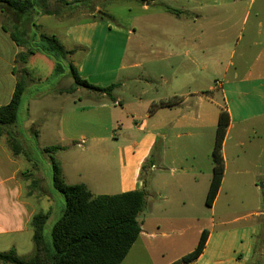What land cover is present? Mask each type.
Instances as JSON below:
<instances>
[{"label": "crops", "instance_id": "0c3cea01", "mask_svg": "<svg viewBox=\"0 0 264 264\" xmlns=\"http://www.w3.org/2000/svg\"><path fill=\"white\" fill-rule=\"evenodd\" d=\"M157 1L145 0L141 9L147 10ZM185 1L189 6L194 2L195 8L183 6L175 9L180 11L179 15L169 13L174 22H180L179 46L186 48L183 55L177 54L176 48L172 53L171 46L168 51L147 47L137 37V28H133L131 20H128L126 32L109 28L107 34L105 23L74 21L67 24L60 38L62 42L57 38L67 50L87 48L77 69L79 77L85 81L95 77L96 65L101 59H108L113 49L118 55L113 74L102 71L99 80H91L93 85L103 87L117 84L112 92L114 101L89 92L83 97L75 96V152L79 153H75V184H84L93 195L122 194L145 187L146 205L137 217L141 231L121 264H150V261L161 264L165 257L163 264H172L195 248L208 223L214 224L215 218L208 222L203 209L212 177L211 155L221 109L229 115L221 148L224 174L210 208H214L222 194L224 201L230 204L236 200L235 192L251 189L256 192L253 199L259 204V190L264 191V8L256 9L255 20L248 24L244 21L249 8L242 0L232 1L229 7L219 9L212 0ZM111 5L103 10L96 7L87 19L99 11L112 16L108 11ZM167 7L171 8L166 5L164 9ZM208 7L212 10V18L200 23L204 20L202 9ZM224 9L228 16L226 28H223L224 21L218 18L219 13L224 15ZM240 9L244 14L243 23H239V18L235 21ZM33 15V20L43 16L40 12ZM31 24L26 32L28 36L35 33V26ZM140 28L144 29L142 25ZM19 29L25 30L21 26ZM98 30L100 39L96 41ZM0 32L7 38L1 24ZM111 32L119 35V41L115 42L116 36ZM8 42L14 48L13 52L8 51L9 72L6 77L0 73V95H7L10 100L18 77L16 72L12 73L14 60L25 48L11 40ZM147 48L156 51L149 63L150 69L145 70L141 57ZM6 52L0 35V58ZM134 69L141 72L134 74ZM178 79H182L180 85L176 83ZM157 81L161 82L162 94L157 92ZM77 92L79 89L64 96L73 98ZM172 98H177L174 106L158 107L149 112L151 105ZM157 144H160V154L148 169L149 182L145 186L139 176ZM1 152L4 150L0 146V155ZM11 164L15 166L11 175L15 181V159ZM226 173L231 176L230 186H226ZM40 188L27 198L44 197L46 192H41ZM16 199L13 195L7 216L0 215V232H16L17 224L30 222L35 215L26 201ZM263 217L264 209H258L231 221L242 222L253 233L257 221ZM176 230L181 231L182 238L165 239L168 232ZM212 235L213 232H209L203 253L189 264L205 258ZM231 261L232 264H253L251 251L239 262ZM208 264L226 262L214 258Z\"/></svg>", "mask_w": 264, "mask_h": 264}, {"label": "rangeland", "instance_id": "374dc122", "mask_svg": "<svg viewBox=\"0 0 264 264\" xmlns=\"http://www.w3.org/2000/svg\"><path fill=\"white\" fill-rule=\"evenodd\" d=\"M106 1V0H102ZM108 1V0H107ZM137 0H114L111 6L108 8L109 13L112 15L110 18L104 17L91 18V12H94L96 7L103 10L101 3L93 4L92 9L84 6V0H43L44 7L50 10L61 12L58 16H39L33 20V13L30 19L24 26L25 31L29 30L31 22L35 23L34 32L55 34L60 39L67 24L70 22L86 23L89 21H95L99 23H105L106 34L110 29H120L126 32L128 20L133 23V28H137V37L144 41L148 47L150 45L160 49L169 50L168 46L173 49H177V54H184L186 48L179 46V25L180 22H174V18L165 12L164 6H170L174 9H182V7L189 6L185 0H179L177 2L169 0H158L156 3L148 6L147 10H142V1ZM235 0H212L211 3L215 4V8H227ZM243 5L249 8V13L246 15L245 23L250 24L255 20L254 13L258 8H264V0H242ZM251 2V3H250ZM68 3V5H64ZM246 3V4H245ZM250 3V4H249ZM189 7L195 8V3L191 2ZM247 10V9H246ZM222 11V10H221ZM226 12V10H223ZM35 12H39L36 8ZM245 13V12H244ZM97 14V13H95ZM212 10L208 7L202 9L201 16L204 20L200 23L209 22L212 18ZM221 21H224L223 28L228 25L226 20L227 14H220L218 17ZM230 18V17H229ZM239 20V23H243L244 14L242 9L235 16V21ZM231 19V18H230ZM20 19L11 16L10 11H0V24L3 25L8 32H14L15 27L19 24ZM229 24L232 21L229 20ZM143 22V23H142ZM237 22V21H236ZM32 25V24H31ZM140 25L144 29L140 28ZM199 25V24H198ZM110 28V29H109ZM133 30V29H132ZM116 36L115 42L119 41V35L115 32L110 33ZM226 34V33H225ZM229 34H231L229 32ZM1 44H5L7 52L2 53L0 58V73L3 77H6L10 69V62L8 54L13 52V44L10 41L9 34H1ZM135 39V35L132 36ZM100 39L99 30L96 34V41ZM102 39V38H101ZM33 44V43H32ZM75 55L70 58V62L75 66L77 72L78 67L83 61V57L86 51V47H77ZM2 51V50H1ZM9 51V52H8ZM156 49H146L142 54L141 59L145 70L150 69L151 59L155 56ZM171 53V54H172ZM141 54V55H142ZM129 55V53H128ZM118 55H116V49H113L108 59H101L96 65V69L93 70L95 77L88 79L86 82L93 85L94 82L99 80V76L102 71H110L113 74L117 66ZM15 64V63H14ZM88 66V65H87ZM55 60L43 53L36 52L29 56L27 63L23 65L20 62L15 64V72L17 76L23 75V68L27 69L29 73L27 75V86L22 95L21 104L17 114L16 125H13L4 131L12 132L18 140L19 145L23 149V153L20 155H14L12 150L7 144V136L3 133L0 136V146L4 153L0 155V215L7 216L9 208H11L13 195L17 196V201L28 203L32 208V214L40 212L49 213L48 219L43 228V237L46 243H51V229L54 223L60 218L64 211L65 203L63 196L55 190L52 184V166L50 159L59 165L62 170V177L64 185H75V96L83 97L88 91L81 87L74 85L73 79L70 77L67 71L62 74H56L54 72ZM88 67H91L89 64ZM152 67V66H151ZM25 69V70H26ZM141 70L134 69L133 73H140ZM79 76V74L77 73ZM97 76V77H96ZM177 80V84L180 85V81ZM155 84V83H154ZM103 87L101 85H95ZM155 86L157 92L162 94L161 82L157 81ZM72 87L79 89V93L74 94L73 98L64 96L66 91ZM9 97L7 95H0V106L8 103ZM85 129V127H83ZM77 130V129H76ZM81 131V130H80ZM34 132H37L35 135ZM77 140V139H76ZM79 142V141H78ZM160 150V144H157ZM47 147H61V150L45 153L44 149ZM79 151V150H78ZM16 162L15 181L12 179V171L15 166L11 164L12 160ZM9 161V162H8ZM9 171V172H8ZM231 176L226 173L225 180L226 186H230ZM149 182V181H148ZM147 182V184H148ZM260 186V183H257ZM37 187L46 192V195L41 199L36 200L35 195L27 198ZM148 187V186H147ZM149 191V187L147 188ZM260 189V188H259ZM39 191V189H38ZM261 194V203H257L255 199L256 192L251 189L250 191H237L235 192V201L228 204L224 201L223 194L216 202L213 209L204 207L203 211L206 214V219L210 222V219L215 218L214 224H207L206 230L213 232L210 240V249L206 252L205 258L196 262V264H208L214 258L221 259L226 264H232L239 262L243 256L250 253L252 248V233L251 230L245 228L242 222H232L231 220L249 212L256 211L258 209H264V191L259 190ZM43 196V195H42ZM254 196V197H253ZM259 205V206H258ZM223 216V217H222ZM221 217L223 219H221ZM3 221V220H2ZM224 221L225 223H220ZM31 222V221H30ZM17 224L16 232H0V252H7L9 249L14 248L16 255L27 261L30 259L33 253L34 245L32 240L33 230L31 223ZM227 222V223H226ZM165 237L167 240H178L182 238L181 231L168 232ZM167 257L162 259L166 260ZM231 259V260H230ZM255 260L264 264V252L260 255H256ZM153 264V262H149Z\"/></svg>", "mask_w": 264, "mask_h": 264}, {"label": "trees", "instance_id": "16d2710c", "mask_svg": "<svg viewBox=\"0 0 264 264\" xmlns=\"http://www.w3.org/2000/svg\"><path fill=\"white\" fill-rule=\"evenodd\" d=\"M101 3L103 7L114 0H84V6L92 9L93 4ZM144 2L145 0H139ZM68 5V3H64ZM39 9L40 15L58 16L61 9L50 10L43 5V0H0L1 12L7 10L16 16L19 25L14 32L1 25L3 32L9 34L10 40L17 46L24 47L25 52L18 53L14 63L25 65L29 56L36 52L43 53L55 60L54 72L62 74L68 72L73 79L75 88L81 87L89 93L102 95L114 101L113 90L117 84L107 87H98L87 83L81 79L75 70V66L70 62L76 49L67 50L53 34L33 33L28 36L24 27L30 19L31 14ZM173 15H179L180 11L165 8ZM92 13V12H91ZM34 14V13H33ZM110 18L109 15L99 11L92 18ZM34 26L35 23H33ZM33 43V44H32ZM23 68V75L18 76L14 90L7 104L0 106V136L4 133L7 136V144L14 155L23 153L22 147L12 132L4 131L16 125L17 114L21 104L22 95L27 86V69ZM13 74L15 71L13 69ZM75 88L72 87L67 94H73ZM177 103V98L167 101H160L149 108V112L160 107H171ZM229 125V115L226 110L221 109L218 114L215 141L212 150V177L205 198V206L210 208L218 194L219 187L224 174V162L221 154L223 139ZM37 135V132H34ZM155 145L149 159L142 166L139 178L146 186L150 172L149 167L153 165L160 150ZM61 147H47L45 153L61 150ZM52 166V184L64 198V211L60 218L54 223L51 229V243L45 242L43 228L48 219L49 213H37L31 219L33 230V253L29 260L20 259L14 248L7 252H0V264H121L127 256L129 250L140 234V225L137 217L144 210L146 205L147 192L145 187L115 195H93L84 184L64 185L62 170L59 165L50 159ZM209 231L204 229L199 237L195 248L188 254L182 256L172 264H189L197 260L203 253L206 246ZM264 252V217L257 221V228L252 235L251 260L253 264H261L260 261L253 260L255 256Z\"/></svg>", "mask_w": 264, "mask_h": 264}, {"label": "built area", "instance_id": "2783aa9c", "mask_svg": "<svg viewBox=\"0 0 264 264\" xmlns=\"http://www.w3.org/2000/svg\"><path fill=\"white\" fill-rule=\"evenodd\" d=\"M153 168V167H152Z\"/></svg>", "mask_w": 264, "mask_h": 264}]
</instances>
